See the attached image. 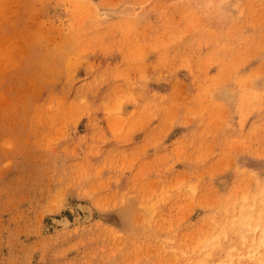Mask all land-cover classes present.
I'll use <instances>...</instances> for the list:
<instances>
[{
    "label": "rangeland",
    "instance_id": "rangeland-1",
    "mask_svg": "<svg viewBox=\"0 0 264 264\" xmlns=\"http://www.w3.org/2000/svg\"><path fill=\"white\" fill-rule=\"evenodd\" d=\"M95 7L0 0V264H264V0Z\"/></svg>",
    "mask_w": 264,
    "mask_h": 264
},
{
    "label": "bare ground",
    "instance_id": "bare-ground-1",
    "mask_svg": "<svg viewBox=\"0 0 264 264\" xmlns=\"http://www.w3.org/2000/svg\"><path fill=\"white\" fill-rule=\"evenodd\" d=\"M81 2H82V5H84V7L87 5V6H90L91 4L93 5V6H96L95 8H98V5L100 6V3H105V0H81ZM87 8H89L90 10H93V9H91L90 7H87ZM94 8V9H95ZM102 9V8H101ZM97 10V9H96ZM100 10V9H99ZM126 10V8H122V9H119V10H113V9H104L103 10V15H104V17L105 18H113V17H115V16H118V15H121L124 11ZM100 11H102V10H100ZM225 87V86H224ZM227 88V87H226ZM223 89V88H222ZM221 91V90H220ZM224 95L225 96H228V92L227 91H225V93H224ZM232 95V94H231ZM237 96V95H236ZM235 101H237V100H235ZM238 102V101H237ZM234 107V106H233ZM80 208H81V210H82V214H84V221H89V220H91V218H92V215H93V211H92V209H91V207H90V205H86V204H81L80 205ZM61 219V218H60ZM57 220V219H56ZM54 222H56V221H54ZM57 222H58V220H57ZM56 222V223H57ZM61 223H62V225L63 224H65V225H67L68 224V222H69V220L64 216V218H62L61 219V221H60ZM70 223V222H69Z\"/></svg>",
    "mask_w": 264,
    "mask_h": 264
}]
</instances>
